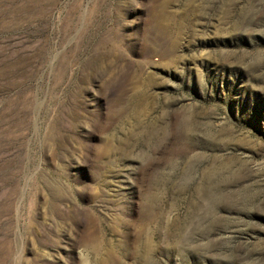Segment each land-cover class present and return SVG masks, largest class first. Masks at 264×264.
Returning <instances> with one entry per match:
<instances>
[{
	"label": "rangeland",
	"instance_id": "obj_1",
	"mask_svg": "<svg viewBox=\"0 0 264 264\" xmlns=\"http://www.w3.org/2000/svg\"><path fill=\"white\" fill-rule=\"evenodd\" d=\"M0 264H264V0H0Z\"/></svg>",
	"mask_w": 264,
	"mask_h": 264
}]
</instances>
